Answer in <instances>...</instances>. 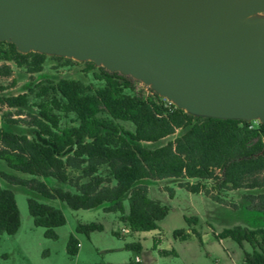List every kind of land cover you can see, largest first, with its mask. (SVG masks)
I'll list each match as a JSON object with an SVG mask.
<instances>
[{
	"label": "trees",
	"instance_id": "obj_1",
	"mask_svg": "<svg viewBox=\"0 0 264 264\" xmlns=\"http://www.w3.org/2000/svg\"><path fill=\"white\" fill-rule=\"evenodd\" d=\"M49 56L19 53L13 44L0 41V77L12 75L9 64L29 76L41 75ZM51 60L59 67L77 63L59 56ZM83 64V74L90 76L87 84L43 75L42 81L26 85V93L0 97V105L18 109V115L23 109L36 111L29 115L30 137L0 129V161L29 177L0 172L7 185L58 200L74 211L117 213L131 233L157 230L169 213L167 206L148 197L151 182L177 181L179 188L218 204L225 202L223 192L264 189V124L193 115L130 76ZM127 123L133 130L122 126ZM257 199V210L264 212V193ZM27 208L34 226L55 240L54 229L65 224L62 212L32 197ZM19 226L15 196L0 184V237L14 236ZM102 229L95 223L80 224L76 232L88 236ZM173 235L181 236V231ZM217 238L249 244L252 252L244 253L243 264H264V229L237 226ZM127 249L140 252L141 246ZM77 251L78 243L70 236L67 254Z\"/></svg>",
	"mask_w": 264,
	"mask_h": 264
},
{
	"label": "water",
	"instance_id": "obj_2",
	"mask_svg": "<svg viewBox=\"0 0 264 264\" xmlns=\"http://www.w3.org/2000/svg\"><path fill=\"white\" fill-rule=\"evenodd\" d=\"M264 0H0V41L92 62L183 111L264 124Z\"/></svg>",
	"mask_w": 264,
	"mask_h": 264
},
{
	"label": "rangeland",
	"instance_id": "obj_3",
	"mask_svg": "<svg viewBox=\"0 0 264 264\" xmlns=\"http://www.w3.org/2000/svg\"><path fill=\"white\" fill-rule=\"evenodd\" d=\"M258 15L264 19V14ZM9 66L12 75L0 77V97H16L26 93V85L42 81L40 77L43 75L52 81L65 78L81 80L86 84L90 82V76L83 74V62L59 67L51 60V55L41 75L29 76L12 64ZM18 111L0 105V129L30 137L33 128L28 125L31 121L29 115L36 114L35 108L20 110L23 111L21 115H18ZM7 119L19 122L9 124ZM127 124L122 126L133 130V126ZM0 172L29 178L10 171L3 161H0ZM42 181L48 186H57L52 180ZM0 184L13 192L20 215L17 233L0 237V264H243L244 253H251V246L247 243L238 245L230 238L219 239L217 235L237 226L264 229V212L257 210V196L264 193V189L223 192L221 197L225 202L218 204L203 195L191 194L179 188L177 181L151 182L148 197L167 206L169 213L158 223L157 230L131 233L117 213H105L102 209L74 211L58 200L44 199L24 187L9 186L2 180ZM63 188L67 189L66 186ZM28 197L62 212L65 224L54 229L55 240L46 239L44 229L34 226L28 213ZM91 223L101 225L102 231L92 232L88 236L76 232L78 225ZM175 231H181V236L175 237ZM70 236L78 243L75 256L67 254ZM132 244H139L141 251L127 249ZM162 251L166 254H162Z\"/></svg>",
	"mask_w": 264,
	"mask_h": 264
},
{
	"label": "bare ground",
	"instance_id": "obj_4",
	"mask_svg": "<svg viewBox=\"0 0 264 264\" xmlns=\"http://www.w3.org/2000/svg\"><path fill=\"white\" fill-rule=\"evenodd\" d=\"M242 1V0H237V2ZM245 24H259L263 28V34H264V19L260 18L258 14H255L249 18H247L244 21Z\"/></svg>",
	"mask_w": 264,
	"mask_h": 264
},
{
	"label": "built area",
	"instance_id": "obj_5",
	"mask_svg": "<svg viewBox=\"0 0 264 264\" xmlns=\"http://www.w3.org/2000/svg\"><path fill=\"white\" fill-rule=\"evenodd\" d=\"M124 232H127V230H124ZM136 261H138V259H136Z\"/></svg>",
	"mask_w": 264,
	"mask_h": 264
}]
</instances>
